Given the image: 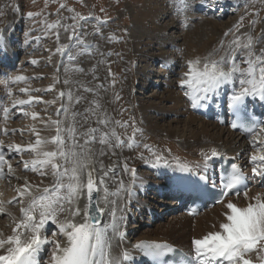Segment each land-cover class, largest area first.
Wrapping results in <instances>:
<instances>
[{"label": "snow or ice", "instance_id": "obj_1", "mask_svg": "<svg viewBox=\"0 0 264 264\" xmlns=\"http://www.w3.org/2000/svg\"><path fill=\"white\" fill-rule=\"evenodd\" d=\"M187 5V0H181ZM18 9V6H16ZM65 4H60V8H66ZM74 11V9H68ZM103 11V9H101ZM57 14H59L57 12ZM247 14V13H246ZM258 15V13H256ZM28 17L40 15L29 11ZM93 17L76 14L70 19L73 25L65 26V30L71 29L69 41H75L78 46L84 45L85 41L78 35L75 24L77 20L87 22ZM95 19L100 20L99 17ZM244 17L232 29L224 33L228 40L224 54L215 57V50L207 56L196 57L186 61L188 71L182 74L178 81L181 88L187 87L191 92L199 96L200 105L207 108L214 96H219L225 86H229L227 93V107L236 117L248 115V104L250 102H260L264 104V48L256 49V44L260 39H264V31L261 37L255 40L250 33L240 34ZM100 23H107L102 20ZM254 26L256 20L250 21ZM59 26V21L49 24V28ZM81 29L83 25H80ZM99 33V28L96 29ZM59 39V33H56ZM2 38V36H0ZM220 48H225V41L221 40ZM71 44L64 45L56 49L64 54L65 50L70 52ZM70 60L75 57L69 55ZM33 64L36 61H32ZM241 64L244 66L241 67ZM82 71V70H81ZM27 77L15 75L11 77V83L25 81ZM67 83V81H65ZM114 83V81H113ZM51 90V89H49ZM21 93L29 92L27 88H20ZM92 91V89H86ZM191 92L186 91L185 95L193 99ZM8 94H12V89H8ZM64 96V93H60ZM119 99V96L116 97ZM69 101L72 100L71 93L68 94ZM76 99V103H79ZM33 101L40 102L41 98L29 95L27 100H13V107L31 104ZM46 101L45 103H54ZM194 107L196 104L193 105ZM96 107H99L97 103ZM3 114L7 117L8 107L2 108ZM67 109L61 105L57 110V115ZM86 113L97 115L95 109H87ZM24 116L31 115L36 119L37 113L23 112ZM79 113L73 112L71 122L66 127H62L64 121L57 119L50 121L56 126V135L49 138H41L39 132L32 128V132L37 137L34 143L26 147L20 144L7 146L9 154L13 152L21 154L26 151L34 153V158L23 161L24 169H31L41 177H46L51 169L53 183L41 187L40 184H30L25 178L23 185L17 187V196L9 203L20 204V218L13 217L15 226L11 234L5 235L0 232V264H41L40 254L45 251V246L50 245L49 259L46 264H130L134 259L131 253L124 249L118 255L112 251V238L117 234L116 224V201L109 199V180H114L117 169L112 166L105 168L103 162L96 158V150L92 147L99 144V156L107 154L105 149H110L115 155L117 149L137 148L140 143L135 139L136 134L141 130L135 127L134 119L128 121L112 120L107 113L103 116L97 115L96 127H88L81 131L77 127L76 116ZM47 126V121H41ZM87 123V115L85 116ZM110 124L119 125L124 129L132 127V135L124 138L115 129L105 130ZM234 129L242 128L250 137V146L256 148L260 155L250 154L249 162L251 168V179L259 178L264 184V121L246 119L241 122L232 123ZM5 134L8 129L2 130ZM11 131H17L15 129ZM54 144L53 150H44V145ZM145 149L151 150L152 146L144 144ZM202 162H197V167L201 169L199 181H197L201 197L208 196L215 203L222 205L221 216L223 219L217 224H213L214 230L206 232L199 238L191 241V253L182 254L179 264H264V193H256L249 196L248 184L250 178L245 175L237 164L231 165V170L227 173L221 172L218 182L213 181L211 186L208 183V168L217 158L222 157L215 147L208 151L201 150ZM154 161L152 166L159 167L161 162L167 166L168 162L162 155L152 152ZM143 159V154H141ZM99 164V168H97ZM5 165L7 169L5 170ZM124 172L131 171L133 184L136 180V169H129L125 162L121 168ZM191 167L186 162L176 160L175 171L191 172ZM10 178L13 175V168L4 153L3 141H0V178L5 175ZM178 179H184L179 177ZM203 181L204 183H199ZM121 188L131 194V185L125 189L123 181H118ZM244 189V199L248 201L245 206L235 203L230 196L239 197L241 189ZM211 189H218L213 192ZM101 192L103 196H101ZM86 201L83 209L79 206V201ZM0 207V213L4 212ZM109 216L110 222H104V217ZM82 217V218H81ZM81 218V219H78ZM123 219V217H121ZM51 222L56 225L61 237L50 240L44 234L46 226ZM123 238L124 233H119ZM143 256L149 257L152 264H164L163 258L175 249L166 242L140 241L133 245Z\"/></svg>", "mask_w": 264, "mask_h": 264}, {"label": "bare ground", "instance_id": "obj_2", "mask_svg": "<svg viewBox=\"0 0 264 264\" xmlns=\"http://www.w3.org/2000/svg\"><path fill=\"white\" fill-rule=\"evenodd\" d=\"M219 1L223 4L228 3L227 0ZM160 4L158 0H146L143 7L138 9L134 17H137L136 19L140 18L137 25L141 31L138 32L137 40L132 42L135 44L134 47H136L135 53L128 52V55L133 60L137 54L148 57L149 54H144V51L151 50L154 45H157L160 53L156 56H149V58L152 61L159 60V65L154 71V76L150 74V71L153 70L152 68L146 69V67H143L141 69L133 68L126 77L121 78L117 85L119 93H122L123 96L120 100H114V98L111 100H79V103H76V100H71L67 104L69 111L67 113L60 112L59 115H57V110L61 108V100H50L55 101L50 104L45 103L46 100L33 101L31 104L16 106L15 108L13 107V100H3V98L0 100V141H3L6 159L13 168V175L10 178L7 174L0 178V207L5 210L0 213V232L5 235L11 234V230L15 226L13 217L16 219L20 218V204L9 203V201H12L17 196L16 189L24 184L25 178L33 185L40 184L41 180H43L41 187L53 183L50 168L47 169L49 174L46 177H41L31 169H24L23 161L30 162L34 158V153L31 151L21 154L13 152L20 162V165L16 166V161L13 162L8 159L11 154L7 152V146L20 144L26 147L28 144L34 143L37 137L32 132V128L39 132L41 138L50 139L56 135V126L51 124L50 121L60 119L64 121L62 127H66L71 122L73 112L80 114L76 116V122L77 127L81 131L88 127H96L97 115L103 116L104 113H107L108 118L112 120L128 121L130 118L134 119L135 127L141 130L135 137L140 143V147L137 148L124 147L117 149L115 155L112 154L110 149H105L107 154L101 157L99 156L101 146L99 144L92 146L96 150V158L103 162L106 169L108 166L117 169L115 179L108 182L109 199L116 201L118 209L116 212L117 234L112 238L114 255H118L122 250L127 249L134 257L130 264H141L143 255L139 250L133 248V245L140 241L167 242L191 253L192 239L199 238L206 232L214 230L212 225H218L223 219L221 216L223 209L220 204L214 205L195 217H190L174 208V204H177L178 201L168 205L172 206L171 210L173 213H177L176 215L171 214L165 217L162 215L164 221H160L155 216L156 213L163 214V212L167 211L166 208L159 207V204L163 205L164 202L156 200L158 197L156 195L161 189L167 190L172 187L174 174L180 173L175 171L177 159L180 162H186L192 170L201 172V169L197 167V162H202L201 150L208 151L215 147L222 153V156L235 159L241 165L243 171L251 176L253 165L249 162V156L253 153L261 154L256 148L250 146L249 136L244 137L237 134L231 131L228 126H220L215 121L199 113L198 107L203 103L199 101V96L191 92L187 87L181 88L178 86V81L182 74L188 71L186 61L196 57L203 58L214 52L216 47H218V39L221 37L220 32H223V27L228 22L204 21L197 23L194 30L189 34L185 32L171 35L170 33L166 37L158 38V35H164L167 28L173 26L172 21L158 20L160 14L167 13L166 8ZM196 5L197 3L194 4L195 8H197ZM179 16L176 15L175 17L178 21ZM48 29L51 41L57 45L59 41L55 29L49 27ZM15 36L11 32L9 37L2 36L0 38V62L7 63L15 60V48H12L10 44L11 38ZM165 39H168L174 48L179 47L180 44L178 42L182 40L181 44L184 46V50L180 53L181 56L168 58L162 46L165 42H168ZM139 47L140 49L138 50ZM178 51L180 52V50ZM223 54V49H218L214 58H218ZM64 55L62 54L61 57ZM243 66L241 64V67ZM6 70L4 67L0 68L2 74L7 72ZM5 76L0 80V95L6 81ZM151 77L155 80L151 81ZM141 84L144 85V88L154 85L158 89L142 97H137L132 92ZM186 91L191 92L193 99H189L185 95ZM228 91L229 86H225L219 96H214L212 100L218 97H227ZM141 92L139 91V93ZM97 103L99 104L98 108L96 107ZM211 103L212 101L208 107L211 106ZM194 104H196L195 107L193 106ZM50 105L53 106L54 111L45 113V108ZM3 107L9 108L7 117L3 114ZM87 109H95L97 115L86 113ZM23 112H34L38 116L33 119L31 115L24 116ZM86 115L87 123H85ZM42 120L48 122L47 126L41 122ZM3 129L9 130L7 134L2 131ZM13 129L17 131H11ZM112 129H115L124 138L130 137L133 131L132 127L124 129L119 125L113 124H110L105 130L111 131ZM145 143L152 146L151 150L143 147ZM43 147L44 150H53L55 145L49 143ZM152 152L162 155L168 162L167 166H164L163 162H161V166L153 167L154 157ZM141 154H143V159ZM125 162L129 169H136L134 184L131 171L124 172L121 170ZM96 166L99 168L100 165L97 164ZM6 169L7 165H5ZM211 170L212 166L208 168L207 173H210ZM118 181H123L125 189L131 185V194L121 190L118 195H112L111 193H116L117 189L121 188ZM259 184L258 178L253 179V185L248 188L249 196H254L256 193H264V187L259 186ZM101 196H103L102 192ZM229 199H232L240 206H245L248 203L244 199L243 193L239 197L230 196ZM85 203L84 199L79 201L81 209L84 208ZM103 219L104 222H110L109 216H105ZM49 229H52L51 235L47 236L46 233ZM120 232L124 233L123 238L120 237ZM44 234L50 240L59 239L62 243L64 242V238L60 236L57 226L51 222L46 226ZM50 247V245H46L45 251L40 254L41 264H46L48 261Z\"/></svg>", "mask_w": 264, "mask_h": 264}, {"label": "rangeland", "instance_id": "obj_3", "mask_svg": "<svg viewBox=\"0 0 264 264\" xmlns=\"http://www.w3.org/2000/svg\"><path fill=\"white\" fill-rule=\"evenodd\" d=\"M145 1L0 0V35L8 36L13 32L16 36L11 38V45L15 44L14 48L23 45V47L19 46L16 55L19 67L13 69L12 75H6L5 80L10 82L11 77L15 75L27 77L25 81L10 84V87L5 83L1 89L3 100H27L29 95L46 101L61 100L62 105L69 111L67 106L70 102L69 93H71L72 100L77 98H80L79 100H111L112 98L120 100L123 98L117 87L121 78L126 77L133 68L141 69L143 67L152 68L150 74L154 76V71L158 66L156 61L159 60L152 61L149 58V56H156L160 53L157 45H154L151 50L144 51V54H149L148 57L137 54L133 60L128 55V52L135 53L136 51L135 44L132 42L137 40L138 32L141 30L137 25L140 18L136 19L137 17L134 16L138 9L143 7ZM158 1L167 10V13L159 15L158 20L173 22V26L168 27L164 35H158V38L166 37L170 33L171 35L185 32L189 34L197 23L204 21L228 22L223 27V32H220L221 37L218 39L216 52L221 49V40L225 41V48H222L225 51L227 42L232 39V36L225 39L224 33L232 29L242 16L244 17V27L240 29V34L250 33L255 40L261 37L262 31H264V0H234L239 4L227 6H220L217 0H187L186 6L181 0ZM229 1L227 0V4L233 0ZM62 3L67 7L60 8ZM194 3H201L200 8L194 10ZM207 6L209 10L203 14ZM68 9H74V11ZM29 11L40 13V15L28 17L26 13ZM76 14L93 17L87 22L77 20L75 24L78 35L88 47L78 46L74 40L69 41L68 39L71 29L66 31L65 26L73 25V20L70 17ZM176 15H180L179 21L175 19ZM95 17H99L100 20ZM253 19L256 20L254 26L250 24ZM102 20H107V23H100ZM57 21H59V26L54 29L56 33H59V42L55 45L51 41L48 25ZM81 24L83 25L82 29ZM97 28H99V33L96 31ZM165 40L168 41V39ZM170 43L168 41L162 45L168 58L181 56L180 53L184 50V46L181 44L182 40H179L180 46L177 48L172 47ZM69 44H71L70 52L65 50V55L61 57L62 54L56 49ZM256 45L257 50L264 48V39H260ZM69 55L74 56L75 59L70 60ZM32 61H36V63L33 64ZM10 65L13 64L10 63ZM155 65L156 67H154ZM143 86V84L137 86L132 92L133 95L142 97L158 89L154 85L147 88ZM9 88L12 89L11 95L8 94ZM20 88H27L29 92L21 93ZM86 89H92V91H86ZM139 91L142 92L139 93ZM61 92L64 93V96L60 95ZM117 96L119 99L116 98ZM52 111H54L52 105L45 108V113H52ZM61 113L64 112L61 111ZM11 161H16V158L13 157ZM165 216L168 215L164 214ZM50 233L49 230L46 235L49 236Z\"/></svg>", "mask_w": 264, "mask_h": 264}]
</instances>
